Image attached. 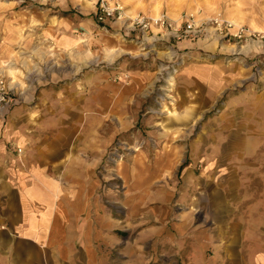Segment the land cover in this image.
I'll list each match as a JSON object with an SVG mask.
<instances>
[{
	"label": "rangeland",
	"instance_id": "1",
	"mask_svg": "<svg viewBox=\"0 0 264 264\" xmlns=\"http://www.w3.org/2000/svg\"><path fill=\"white\" fill-rule=\"evenodd\" d=\"M118 1L172 27L105 26L100 3L84 27L55 0H0V114L68 112L56 144L90 137L102 116L105 206L126 221L150 178L148 224L182 228L192 264H263L264 40L228 36L216 20L264 32V0Z\"/></svg>",
	"mask_w": 264,
	"mask_h": 264
},
{
	"label": "crops",
	"instance_id": "2",
	"mask_svg": "<svg viewBox=\"0 0 264 264\" xmlns=\"http://www.w3.org/2000/svg\"><path fill=\"white\" fill-rule=\"evenodd\" d=\"M55 1L64 10L76 8L74 21L84 27H94L88 15L99 3L119 2ZM24 115L19 112L9 121L0 114V264L193 263L194 255L185 256L182 233H177L182 228L173 233L167 224H148L153 219L147 204L154 184L150 178L143 177L148 184L143 202L133 207L137 196L131 197L126 221L102 202L95 173L104 153L102 116L91 118L90 137L56 144L53 136L70 133L68 112L58 118L39 111ZM9 143L21 153L9 150ZM136 214L143 224L135 222ZM258 261L264 264V256Z\"/></svg>",
	"mask_w": 264,
	"mask_h": 264
},
{
	"label": "built area",
	"instance_id": "3",
	"mask_svg": "<svg viewBox=\"0 0 264 264\" xmlns=\"http://www.w3.org/2000/svg\"><path fill=\"white\" fill-rule=\"evenodd\" d=\"M97 19L105 26L114 21L125 19L127 28L129 30H142L149 31L153 27L169 28L172 24L164 15L161 16H146L137 14L135 16H126L124 7L120 2H115L113 5L102 1L97 12ZM218 29L225 30V34L238 39L250 40L252 42H261L264 40V32L256 30H245L243 27H235L231 22L224 23L223 21L216 20ZM191 28V25L189 26Z\"/></svg>",
	"mask_w": 264,
	"mask_h": 264
},
{
	"label": "bare ground",
	"instance_id": "4",
	"mask_svg": "<svg viewBox=\"0 0 264 264\" xmlns=\"http://www.w3.org/2000/svg\"><path fill=\"white\" fill-rule=\"evenodd\" d=\"M162 171L159 170V176L161 175ZM152 188H154V184L152 185ZM150 197V195H148Z\"/></svg>",
	"mask_w": 264,
	"mask_h": 264
}]
</instances>
